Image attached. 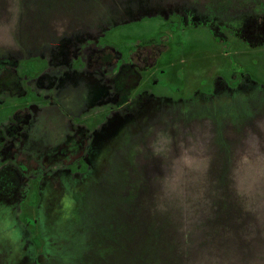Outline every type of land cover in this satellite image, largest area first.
<instances>
[{"label":"rangeland","instance_id":"374dc122","mask_svg":"<svg viewBox=\"0 0 264 264\" xmlns=\"http://www.w3.org/2000/svg\"><path fill=\"white\" fill-rule=\"evenodd\" d=\"M0 264H264V0H0Z\"/></svg>","mask_w":264,"mask_h":264},{"label":"flooded vegetation","instance_id":"af4514ba","mask_svg":"<svg viewBox=\"0 0 264 264\" xmlns=\"http://www.w3.org/2000/svg\"><path fill=\"white\" fill-rule=\"evenodd\" d=\"M105 52H106V51H105ZM105 52H104V53H105ZM94 53H95V52H94ZM103 59H104V58H103ZM99 61H100V60H99ZM127 103H128V102H127Z\"/></svg>","mask_w":264,"mask_h":264}]
</instances>
